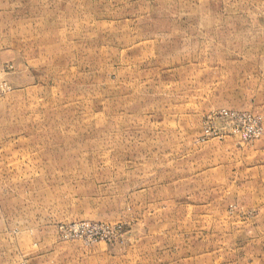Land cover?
Segmentation results:
<instances>
[{"label":"rangeland","instance_id":"374dc122","mask_svg":"<svg viewBox=\"0 0 264 264\" xmlns=\"http://www.w3.org/2000/svg\"><path fill=\"white\" fill-rule=\"evenodd\" d=\"M0 264H264V0H0Z\"/></svg>","mask_w":264,"mask_h":264}]
</instances>
